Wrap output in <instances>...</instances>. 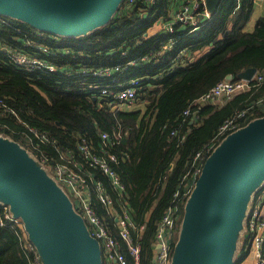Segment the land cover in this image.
Here are the masks:
<instances>
[{
    "label": "trees",
    "instance_id": "obj_1",
    "mask_svg": "<svg viewBox=\"0 0 264 264\" xmlns=\"http://www.w3.org/2000/svg\"><path fill=\"white\" fill-rule=\"evenodd\" d=\"M174 2L157 0L147 14L141 15V3L126 7L123 0L108 22L68 37L71 45H59L57 53L50 56L24 45L25 33L0 23V45L12 44L58 65L55 71H24L0 50V135L15 140L35 158L42 153L57 158L55 147L76 148L77 135H83L99 148L103 131L120 132L126 142L120 139L113 147L119 157L116 168L135 220H146L140 238L143 264L151 262L157 224L180 188L195 152L215 136L220 124L236 110L264 98L263 82L221 105L191 106L229 73L238 78L236 74L249 66L264 71V8L254 26H250L256 10L254 0H221L211 18L200 27L191 29L176 24L171 51L150 61L127 65L113 74L117 81L141 78L137 102L144 104L142 112L139 108L111 109L104 101L99 105L102 96L95 98L87 86L95 81L116 88V83L107 76L96 77L83 69L125 63L158 48L170 35L150 33V30L160 18L168 17L169 8L174 9L168 5ZM8 19L15 26L33 27L18 18L8 16ZM66 47L69 51L63 52ZM182 49H186V55L174 60ZM124 50L126 55L120 57ZM192 56L195 59L191 60ZM148 75L156 77L148 78ZM190 106L191 112L185 116L184 110ZM262 115L264 108L259 116ZM29 126L47 132L59 143H39ZM100 176L111 191L109 179ZM112 194L119 207V198ZM92 199L97 211L112 222L103 204L95 196ZM187 200L180 206V225ZM263 200L264 180L253 191L249 203L255 206ZM250 239L248 236L241 242L239 233L240 253L234 264H241L250 252ZM31 243L20 225L15 228L0 224V264H31L38 254ZM103 263L108 264L104 258Z\"/></svg>",
    "mask_w": 264,
    "mask_h": 264
},
{
    "label": "water",
    "instance_id": "obj_2",
    "mask_svg": "<svg viewBox=\"0 0 264 264\" xmlns=\"http://www.w3.org/2000/svg\"><path fill=\"white\" fill-rule=\"evenodd\" d=\"M122 1L0 0V14L71 37L108 22ZM220 1L206 5L214 12ZM256 72L249 66L236 76L250 79ZM263 180L264 115L228 134L206 159L185 204L172 264H234L251 196ZM1 200L23 221L43 264H104L99 241L68 194L26 148L2 135Z\"/></svg>",
    "mask_w": 264,
    "mask_h": 264
},
{
    "label": "built area",
    "instance_id": "obj_3",
    "mask_svg": "<svg viewBox=\"0 0 264 264\" xmlns=\"http://www.w3.org/2000/svg\"><path fill=\"white\" fill-rule=\"evenodd\" d=\"M254 1L263 9V2ZM156 2L157 0H125V5L128 7L141 3L142 5L139 9L140 14L143 15L147 14ZM172 6L174 7L173 11L169 8ZM168 8V17L164 16L160 18L150 30V33L166 32L170 35L169 39L162 41L158 48L140 55L139 58L129 59L125 63L94 68L89 71L83 69V72H89L96 77L107 76L110 78V81L116 83V88L95 81L87 86L91 88L96 98L98 95L102 96H100L101 101L99 105L104 101V104H107L111 109H123L125 105L135 103L140 90L141 78L130 77L117 81L113 77V74L124 70L127 65L150 61L171 51L174 47V37L172 34L176 30V24H183L191 29H195L211 18L213 13L208 9L206 0H175L173 4L170 3L168 5ZM254 20L255 17L253 18ZM0 23L25 33L27 37L23 40L24 45L38 49L49 56L57 53L59 45H71L72 43L68 40L70 38L61 34L44 31L35 27L15 26L9 21L8 17L6 18L2 14H0ZM68 47L64 48L63 52L69 51ZM0 50L4 52L11 63L21 70H57L58 65L54 61L27 53L14 47L12 44H1ZM186 52V49L180 50L174 60L185 56ZM125 55V50L120 52V57ZM190 59H195V56H192ZM155 77L156 75H148V78ZM263 82L264 71H257L250 79H221L209 90L196 98L191 106L215 103L221 98H224L226 101ZM263 103L264 98H261L236 110L220 124L215 136L195 152L190 169L180 182V188L175 192L171 204L166 208L161 220L157 224L153 239L154 252L150 264H172L175 245L181 229L179 223L180 206L185 198L190 197L196 187L206 159L228 134L259 117L260 112L264 108L262 106ZM191 106L184 110L185 116L190 114ZM258 106L261 107L255 109ZM29 129L35 134L39 143H51L53 145L59 143L54 136L45 131H39L33 126H29ZM120 138V133L112 134L109 131H103L101 133V145L99 148H96L86 137L77 135L75 139L76 148L63 149L57 145L55 147L59 153L57 158L49 156L47 153H42L35 159L68 194L74 208L84 218L91 235L99 241L102 257L108 264H143L140 238L145 231L146 220L137 222L128 206L124 184L116 168L119 157L113 150V147L120 141ZM100 175L106 176L109 179L111 191H108ZM112 193H115L119 198V207L116 206ZM93 196L106 208L108 215L113 219L112 222L97 211L93 203ZM0 224L15 228L20 225L25 229L23 221L15 217L10 205L2 200L0 201ZM247 224L251 238V251L254 255L253 264H264V214L261 204L258 203L249 210ZM30 246L34 247L33 244ZM31 264H42L38 254L34 255Z\"/></svg>",
    "mask_w": 264,
    "mask_h": 264
},
{
    "label": "crops",
    "instance_id": "obj_4",
    "mask_svg": "<svg viewBox=\"0 0 264 264\" xmlns=\"http://www.w3.org/2000/svg\"><path fill=\"white\" fill-rule=\"evenodd\" d=\"M263 8H264V2H263ZM255 12L253 14V17L251 19V22H250V26H254L255 22H256V19L262 14L263 12V9L260 8L259 5H257L255 3ZM255 17V20L253 21V18ZM252 23V24H251ZM209 47H207L204 51H199L198 55H201L203 54ZM227 101V100H226ZM224 103V102H223ZM223 103H214V104H218V105H221ZM129 107H133V108H129ZM140 109L141 112L144 110V104H139L137 102V100L135 101V103L133 104H130V105H125L123 109H126V110H137V109ZM192 122V121H191ZM117 133H120V132H117ZM115 134V133H113ZM121 134V133H120ZM124 137H122V134H121V140H123ZM94 195V194H93ZM259 200L261 198H258ZM257 199V200H258ZM261 209H262V212L264 214V200L261 201ZM253 205H251L249 203L248 205V208H247V211H246V216L244 218V221H243V226H242V229L240 231V234H241V238H243V240L241 242L244 241V239H246V237L249 236V228H248V224H247V216H248V212L249 210L252 208ZM148 216V213L146 214V217ZM240 253V247H238V245L236 246V249H235V253H234V256H233V259L236 258V256ZM253 261H254V255H253V252L250 250V252L248 253V255L246 256V258L241 262V264H253Z\"/></svg>",
    "mask_w": 264,
    "mask_h": 264
},
{
    "label": "rangeland",
    "instance_id": "obj_5",
    "mask_svg": "<svg viewBox=\"0 0 264 264\" xmlns=\"http://www.w3.org/2000/svg\"><path fill=\"white\" fill-rule=\"evenodd\" d=\"M258 2H264V0H257ZM200 54V53H199ZM100 68V67H99ZM225 102L224 98L218 99L215 103H223ZM129 108H133V107H129ZM30 153V150H27ZM33 156V155H32ZM34 157V156H33Z\"/></svg>",
    "mask_w": 264,
    "mask_h": 264
}]
</instances>
